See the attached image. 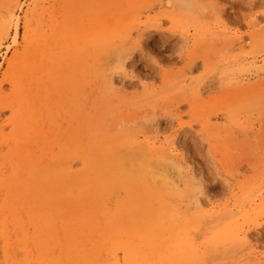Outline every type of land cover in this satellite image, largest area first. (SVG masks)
Here are the masks:
<instances>
[{"label":"rangeland","instance_id":"1","mask_svg":"<svg viewBox=\"0 0 264 264\" xmlns=\"http://www.w3.org/2000/svg\"><path fill=\"white\" fill-rule=\"evenodd\" d=\"M195 1L0 0V264H264V0Z\"/></svg>","mask_w":264,"mask_h":264},{"label":"bare ground","instance_id":"2","mask_svg":"<svg viewBox=\"0 0 264 264\" xmlns=\"http://www.w3.org/2000/svg\"><path fill=\"white\" fill-rule=\"evenodd\" d=\"M178 6H180L181 8H183V9H186V10H190V11H193L194 10V8H195V5H196V1L195 0H173ZM76 101H77V99H76ZM107 140V139H106ZM127 177V176H126ZM125 178V177H124ZM123 178V179H124ZM79 181V180H78ZM168 184V183H167ZM66 191V190H65ZM47 193V192H46ZM149 195V194H148ZM152 198V197H151ZM153 199V198H152ZM150 201V200H149ZM148 201V202H149ZM151 203H152V201H150ZM156 202V201H155ZM154 202V203H155ZM133 204V203H132ZM153 204V203H152ZM152 207V206H151ZM151 209H153V208H151ZM42 211V210H41ZM48 211V210H47ZM152 213H154V212H152ZM156 213V212H155ZM156 215H157V213H156ZM155 215V216H156ZM154 216V217H155ZM43 216L41 215V218H42ZM46 217V216H45ZM157 217V216H156ZM167 218V217H166ZM169 218V217H168ZM42 220V219H41ZM53 220V219H52ZM161 220H163V219H161ZM165 220V219H164ZM163 220V221H164ZM50 221V220H49ZM53 223H54V221H52ZM168 222H170V221H168ZM162 223V222H161ZM50 224V223H49ZM163 224V223H162ZM171 224V223H170ZM44 225V224H43ZM163 226V225H162ZM172 226V225H171ZM176 227V226H175ZM53 228V227H52ZM165 227L163 226V229H164ZM168 229H170V228H168ZM42 230V229H41ZM160 230H161V227H160ZM167 230V229H166ZM163 232H165L164 230H162ZM166 233V232H165ZM164 233V234H165ZM168 234V233H167ZM172 234V233H171ZM53 235V234H52ZM134 235V234H133ZM146 236V235H145ZM170 236V235H169ZM147 237V236H146ZM51 239V238H50ZM139 239V238H138ZM51 241V240H50ZM137 241H140V240H137ZM136 241V242H137ZM153 241H154V239H153ZM166 243H168V242H166ZM130 244V243H129ZM132 244H133V242H132ZM51 245V244H50ZM110 245V244H109ZM149 245H151V244H149ZM149 245H148V247H149ZM113 246V245H112ZM136 246V245H135ZM51 247V246H50ZM49 247V250L51 249ZM108 247H110V246H108ZM140 247V246H139ZM149 248H151V247H149ZM136 249V248H135ZM152 249V248H151ZM108 250V249H107ZM80 251V250H79ZM135 251V250H134ZM127 252V251H126ZM112 253V252H111ZM114 253V252H113ZM112 253V254H113ZM131 253V252H130ZM149 253V252H148ZM169 253V252H168ZM136 254V253H135ZM138 254V253H137ZM45 255V254H44ZM153 255H154V253H153ZM152 255V256H153ZM169 255V254H168ZM80 256V255H79ZM81 256H82V254H81ZM109 256V255H108ZM113 256V255H112ZM151 256V258L153 259V257ZM148 257H150V256H148ZM81 258V257H80ZM82 259V258H81ZM85 259V258H84ZM95 259V258H94ZM168 259H170V256H169V258ZM86 260V259H85ZM85 260H83L82 259V263L85 261ZM164 260V259H163ZM115 261H117V258H116V256H115V260H114V262ZM165 261V260H164ZM172 261V260H171ZM91 262V261H90ZM113 262V264H115ZM145 262V261H144ZM80 263H81V261H80ZM171 263V262H170ZM182 263V262H181ZM84 264V263H83ZM94 264H95V262H94ZM98 264V263H97ZM112 264V263H111ZM145 264V263H144Z\"/></svg>","mask_w":264,"mask_h":264}]
</instances>
